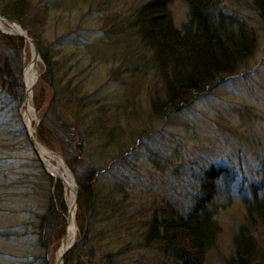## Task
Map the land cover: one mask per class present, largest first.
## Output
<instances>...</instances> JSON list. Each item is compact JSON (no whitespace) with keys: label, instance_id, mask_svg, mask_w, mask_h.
<instances>
[{"label":"rangeland","instance_id":"rangeland-1","mask_svg":"<svg viewBox=\"0 0 264 264\" xmlns=\"http://www.w3.org/2000/svg\"><path fill=\"white\" fill-rule=\"evenodd\" d=\"M142 1L136 0L135 4ZM30 2L31 9L24 25L12 22L26 30V34L29 28L26 25L32 22L39 26H36V31L47 41L62 36V44L67 46V65L71 66L68 75L73 82L71 86L78 85L81 93L88 94L95 102L94 106L99 102L95 107L104 111L93 117L99 122L92 125L85 147L77 151V159L70 169L60 157L56 144H52L49 149L40 143L61 158L75 186V179L89 167L106 165V171L97 175L95 187L101 190V194L105 193L103 190L113 189L114 185L122 190L123 194L116 197L120 203L118 210L114 209L117 211L115 216L111 214L109 217V214L107 219L98 221L97 228H94L95 232H102L105 239L92 246L101 253L119 250L126 234L141 231L154 210L165 205L176 212L184 210L195 195L197 181L203 170L210 166L225 167L232 176L226 188L225 183L218 182L213 202L218 208L215 219L219 231L201 263L225 264L233 250L234 232L243 223L242 200L250 197L248 186L255 188L262 182L264 21L241 7L243 15L257 34L253 55L237 74L215 82L195 95L189 103L166 115L154 117L149 112L146 78L137 76L128 79L126 85H121V79L125 80L126 77L115 82L110 80V69L117 66L121 53L117 49L112 50L103 45L96 48L92 44L93 39L100 36L98 29L102 20L114 12H127L131 4L129 0L118 4L108 1L106 5H102L103 0H98L97 4L94 2V9L89 8L93 0ZM169 10L173 23L179 26L185 16L184 2L173 0ZM15 43L12 47L8 46V52L12 55L13 67L18 66L22 84V70L30 59V47L24 40L22 48H18ZM5 49L6 46L0 45V52H5ZM90 54L99 58L96 64H89ZM111 58H117L116 62L113 63ZM106 59L111 62H106ZM38 60L39 74L36 81L43 73L39 56ZM23 85L24 82L20 104L17 102L20 93L16 87L9 93L0 88V264H55L61 237L66 230L63 183L54 182L49 176L61 190L62 209L54 210L63 220V229L56 238L51 237L52 241L45 247H40L33 230L37 222L35 218L45 212L49 197L54 200L55 187L45 180L47 174L42 170L25 134L20 112L23 111ZM49 98L50 91L45 85L32 88L31 104L36 116L33 126L37 123L34 135ZM37 103L41 104L37 107ZM110 129L111 133L107 135ZM84 130L78 126L73 132L84 134ZM75 216L76 205V243L80 231L77 223L79 218ZM253 225L251 233L263 250L264 225L257 221ZM116 239H121L120 243ZM107 243L109 247L105 246ZM129 250L130 253L122 255L125 263L160 264L162 261L153 248ZM80 260L85 261L84 257Z\"/></svg>","mask_w":264,"mask_h":264},{"label":"trees","instance_id":"trees-1","mask_svg":"<svg viewBox=\"0 0 264 264\" xmlns=\"http://www.w3.org/2000/svg\"><path fill=\"white\" fill-rule=\"evenodd\" d=\"M97 1L89 3V8H93ZM108 1L118 4L123 0H103L102 5ZM172 1L144 0L135 4L136 0H129L132 6L129 4L127 12H114L102 20L98 29L100 36L92 41L96 48L103 45L121 53L117 66L110 69V80L115 82L126 77L121 79V85H126L128 79L137 76L146 78L149 112L154 117L166 115L189 103L195 95L215 82L237 74L253 55L257 34L242 10L247 8L264 21V0H182L186 6L184 20L175 26L169 10ZM30 9V0H0V15L21 26ZM26 26L43 66V73L33 88L45 85L50 91L35 138L49 149L56 144L60 157L70 169L77 159V151L85 147L92 125L99 122L93 117L104 111L95 107L99 102L94 106L95 102L88 94L83 95L78 85L71 86L73 82L68 76L71 66L67 65V46L62 44L63 37L47 41L36 31L37 25L29 22ZM13 43L22 48L21 39L0 34V45L7 47L5 52H0V88L9 93L16 87L20 93L17 98L20 104L23 78L21 84L18 66L13 67L12 55L8 52V46ZM85 46L89 47L88 44ZM89 61L91 65L96 64L99 58L90 54ZM108 61L111 62L106 59ZM33 103H36L34 98ZM40 104L37 103V107ZM78 126L85 129L84 134L73 132ZM111 130L107 131V135ZM260 170L261 184L255 185V188L248 186L250 197L242 200L243 223L234 232L233 250L225 264H264V249L251 233L255 221L264 225V157ZM101 171H106V165L89 167L75 179V217L79 218L80 233L76 243L63 255L62 264H128L122 255L130 253L129 249L148 248L156 250L162 258L160 264L202 263L219 231L215 219L218 208L213 202L218 182L228 187L232 176L229 169L210 166L203 170L195 195L184 210L176 212L168 205L159 207L151 213L141 231L126 234L119 250L105 253L92 246L105 239L104 234L95 232L94 228L109 214V217L111 214L115 216L117 211L114 209L120 203L116 197L123 192L114 185L116 189L103 190L105 193L101 194V190L94 185ZM44 177L51 186L54 185L49 176ZM54 187V200L49 197L45 212L35 218L37 222L33 230L40 247H45L63 229V220L54 210L62 209L61 190L58 184ZM117 241L120 243L121 239ZM105 246L110 245L107 243ZM81 257L85 261L80 260Z\"/></svg>","mask_w":264,"mask_h":264},{"label":"bare ground","instance_id":"bare-ground-1","mask_svg":"<svg viewBox=\"0 0 264 264\" xmlns=\"http://www.w3.org/2000/svg\"><path fill=\"white\" fill-rule=\"evenodd\" d=\"M0 30L12 33L15 37H22L24 41L26 36L22 29L17 26L15 23L13 25L9 24L6 21H0ZM30 59L27 60L24 66L23 71V82L25 85V98L23 102V111L21 110V119L26 132L30 135V139L34 141L38 157L43 162L46 167L47 172L53 178L54 181H61L63 183V191L66 203V209L69 210L73 203V191L75 184L72 180L71 175L67 171L64 163L57 154L49 152L44 146H42L35 138L33 131V123L36 120L35 113L31 104V93L29 92L30 87L32 86L35 78L39 74L38 72V58L33 55L30 51ZM22 109V108H21ZM67 216V215H66ZM68 221L66 223V230L64 234V239L56 253V261L65 254V251L69 250V247L75 242L76 237V226L74 223L73 213L70 209L68 215ZM55 261V263H56Z\"/></svg>","mask_w":264,"mask_h":264},{"label":"water","instance_id":"water-1","mask_svg":"<svg viewBox=\"0 0 264 264\" xmlns=\"http://www.w3.org/2000/svg\"><path fill=\"white\" fill-rule=\"evenodd\" d=\"M2 20L8 22V23L11 24V25L14 24L12 21L7 20V19H5V18H3V17L0 16V21H2ZM22 31L24 32V34H25V36H26V40H27L28 45H29V47H30V51H32L33 55L36 56V57L38 58V53H37V51H36V49H35V47H34L32 41H31V39L27 36V34H26V30H22ZM0 32H1L2 34L6 35V36H13V37L15 36V35H13L12 33L5 32V31H2V30H0ZM19 39H21V40L23 41V38H22V37H19ZM37 77H38V75H37ZM37 77L35 78V80H34L32 86L30 87V90H29L30 93H31V91H32V88H33L35 82H36ZM24 95H25V92H24ZM23 102H24V99H23ZM36 124H37V123H35L34 126H33V131H34V128H35ZM25 134H26V136H27V139H28V142H29V145H30L32 151L35 153V155L37 156V158H38V160H39V164H40L42 170H43L48 176H50L49 173L47 172L46 167L44 166L43 162H42V161L40 160V158L38 157V154H37V151H36V147H35V143H34V141H32V140L30 139V137H29L30 135L26 132V130H25ZM50 177H51V176H50ZM75 196H76V186H75L74 191H73V203H72V206H71V208H70L71 211H72V213H73V217H74V210H75ZM70 209H69V210L66 209V210H67V213H66L67 216H66V218H65V222H66V223H67V221H68V217H69L68 215H69V211H70ZM63 239H64V235L61 237V244H62V242H63ZM74 243H75V242H74ZM74 243L69 247V249L74 245ZM61 244H60V246H61ZM66 252H67V250L65 251V253H66ZM62 257H63V255L61 256V258H60L59 260L56 261L55 264H61V263H62Z\"/></svg>","mask_w":264,"mask_h":264}]
</instances>
